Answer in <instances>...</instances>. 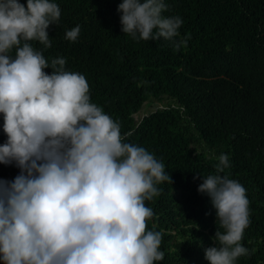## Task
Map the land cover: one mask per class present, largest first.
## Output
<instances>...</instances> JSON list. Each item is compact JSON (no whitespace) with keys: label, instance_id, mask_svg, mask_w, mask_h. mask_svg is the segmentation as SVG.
I'll return each mask as SVG.
<instances>
[{"label":"clouds","instance_id":"obj_1","mask_svg":"<svg viewBox=\"0 0 264 264\" xmlns=\"http://www.w3.org/2000/svg\"><path fill=\"white\" fill-rule=\"evenodd\" d=\"M164 0H122V32L134 40L164 38L174 48L183 24L166 17ZM52 0H0V113L7 139L0 163L20 169L0 178V260L4 264H154L162 261L163 234L149 230L154 217L145 201L173 183L163 162L147 149L125 142L131 133L90 102L85 75L65 70L66 58L51 62L47 29L59 24ZM80 25L65 33L76 42ZM14 52V54H13ZM51 67L48 74L44 69ZM221 154L216 174L197 191L216 209L215 246L204 249L209 264H236L251 255L241 241L250 225L245 187L224 175ZM221 229L223 231H221Z\"/></svg>","mask_w":264,"mask_h":264},{"label":"trees","instance_id":"obj_2","mask_svg":"<svg viewBox=\"0 0 264 264\" xmlns=\"http://www.w3.org/2000/svg\"><path fill=\"white\" fill-rule=\"evenodd\" d=\"M52 2L61 8L59 24L47 29L52 46H33L49 63L64 57L65 70L85 75L90 102L171 175L173 183H160L161 194L145 201L154 212L148 229L163 234L165 256L154 264H209L204 249L215 246L219 224L210 197L197 189L216 174L221 154L230 162L223 174L239 181L250 201L241 243L251 255L236 264H264V0H164L163 15L183 20L173 38L187 40L179 50L171 40L123 33L122 0ZM76 25L78 40L65 39ZM161 99L166 105L136 117L144 102ZM2 126L0 113V144L7 139ZM19 171L0 163V178Z\"/></svg>","mask_w":264,"mask_h":264},{"label":"rangeland","instance_id":"obj_3","mask_svg":"<svg viewBox=\"0 0 264 264\" xmlns=\"http://www.w3.org/2000/svg\"><path fill=\"white\" fill-rule=\"evenodd\" d=\"M166 102H167L166 99L150 100L144 102L142 108L136 113V117L140 118L142 115L147 114L150 111H153L155 108L166 105Z\"/></svg>","mask_w":264,"mask_h":264}]
</instances>
